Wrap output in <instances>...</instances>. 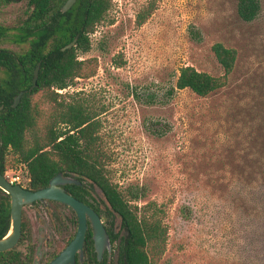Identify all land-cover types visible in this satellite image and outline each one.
I'll return each instance as SVG.
<instances>
[{
	"label": "rangeland",
	"instance_id": "374dc122",
	"mask_svg": "<svg viewBox=\"0 0 264 264\" xmlns=\"http://www.w3.org/2000/svg\"><path fill=\"white\" fill-rule=\"evenodd\" d=\"M112 3L81 55L98 59L97 75L59 93H81L103 112L108 176L139 191V207L164 208L160 264H264V0L250 23L238 0ZM145 9L152 14L139 26ZM217 43L238 52L229 85L207 97L179 90L182 67L223 74ZM7 173L30 183L24 164ZM28 224L46 240L57 221L45 211Z\"/></svg>",
	"mask_w": 264,
	"mask_h": 264
},
{
	"label": "trees",
	"instance_id": "16d2710c",
	"mask_svg": "<svg viewBox=\"0 0 264 264\" xmlns=\"http://www.w3.org/2000/svg\"><path fill=\"white\" fill-rule=\"evenodd\" d=\"M33 2L38 15L46 9L45 19L38 20L44 28L33 31L31 16V23L15 32L17 49L10 54L0 51V172L6 175L16 164H24L35 189L48 186L59 173L76 177L83 185L70 188L78 191L80 200L84 187L92 183L122 221L125 235L117 264H160L169 237L164 208L156 202L139 207L136 202L141 199L140 192L129 189L125 193L108 176L99 135L103 112L81 93L57 91L97 75L98 59H82L81 55L90 51V36L107 20L112 0H77L66 13L62 12L65 0ZM152 11L140 12L137 24L142 26ZM260 11V0H238V13L245 22H253ZM75 39L73 48L62 51ZM212 50L223 74L213 76L192 66L182 67L176 83L179 90L207 97L229 85L238 52L222 43L215 44ZM39 64L37 87L33 88ZM24 91L14 108L15 98ZM9 228L8 203L0 213V238ZM87 241L92 245L91 233ZM94 262L98 263L96 258ZM84 264H92L91 254Z\"/></svg>",
	"mask_w": 264,
	"mask_h": 264
},
{
	"label": "flooded vegetation",
	"instance_id": "af4514ba",
	"mask_svg": "<svg viewBox=\"0 0 264 264\" xmlns=\"http://www.w3.org/2000/svg\"><path fill=\"white\" fill-rule=\"evenodd\" d=\"M33 1L45 0H0V51H7L9 54L14 52L16 48L14 42L15 32L17 30L20 31L29 25V23H31V16L34 17L31 25L33 31H37L39 28H44V24H42V22L39 24L38 20L45 19L46 9H43L41 15H38L37 5ZM15 6H17L18 9H15ZM8 181L10 182L9 179ZM13 185H20L22 188L28 191L36 192L49 187L50 183L48 186L38 189L33 188L30 183L26 185L22 183H14ZM70 185L76 184L62 185L61 188L64 189L67 194L80 200L76 196L78 191L71 189ZM82 185L83 184L81 183V185L77 186ZM82 197L83 200L80 201L94 210V212L102 220L103 226L110 240V246L105 248L102 259L99 260L93 239V227L90 220H88V230L83 248V260H81V255L77 254L76 264L77 262L84 264L88 259L89 254L92 255V264H117L118 258L121 254L122 239L125 235L121 219L113 210L111 204L103 192L92 183L84 187ZM8 203L10 204L11 227V196L4 193L0 189V213L5 210ZM45 211H48L57 221L56 227L52 228L46 240L44 239L45 234L42 228L40 230L38 229V233L36 234L35 228L30 230V226L28 224L29 221L34 224V219H37V217L41 216V213ZM78 225L79 218L76 212L60 202L45 200L35 201L31 206L25 205L22 211L21 236L17 244L12 249L5 252H0V264H49L74 239L77 233ZM71 228L74 229L73 235L69 234L67 239L62 240L61 244L59 245L58 241L62 238L63 234L70 232L69 230H71ZM88 233H91L92 245L87 241ZM6 235L0 239H3L6 237ZM94 258H96L98 263L94 262Z\"/></svg>",
	"mask_w": 264,
	"mask_h": 264
},
{
	"label": "water",
	"instance_id": "95a60500",
	"mask_svg": "<svg viewBox=\"0 0 264 264\" xmlns=\"http://www.w3.org/2000/svg\"><path fill=\"white\" fill-rule=\"evenodd\" d=\"M76 2L77 0L66 1L62 7V12H68L76 4ZM76 42L77 39H75L68 46L64 47L62 51L73 48L76 45ZM40 66L41 64H39L35 70L33 88L37 87ZM25 92L26 91L21 92L15 98V102L13 104L14 108L20 104ZM2 109L3 107H0V111ZM67 184L81 185V182L74 177L65 176L63 173H59L51 179L49 187L32 192L22 188L20 185H13L8 181L5 175L0 173V189L4 193L10 195L12 200L11 227L6 237L0 239V252L8 251L17 244L21 236L22 211L25 205L31 206L35 201L53 200L60 202L75 211L79 218V225L77 233L71 243L49 264H76L77 254H80L81 260H83V248L88 230V220H90L93 227V239L98 253V258L99 260L102 259L103 251L107 246H110V240L105 231L102 220L89 206L77 198L67 194L65 190L61 188L62 185Z\"/></svg>",
	"mask_w": 264,
	"mask_h": 264
},
{
	"label": "built area",
	"instance_id": "2783aa9c",
	"mask_svg": "<svg viewBox=\"0 0 264 264\" xmlns=\"http://www.w3.org/2000/svg\"><path fill=\"white\" fill-rule=\"evenodd\" d=\"M57 91L58 92H62V90H57ZM6 178H8L12 184H14V183H17V184L21 183L19 177H10L8 175V173H6Z\"/></svg>",
	"mask_w": 264,
	"mask_h": 264
}]
</instances>
